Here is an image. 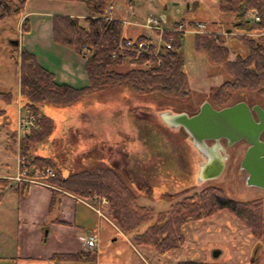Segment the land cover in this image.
Wrapping results in <instances>:
<instances>
[{
  "label": "rangeland",
  "instance_id": "374dc122",
  "mask_svg": "<svg viewBox=\"0 0 264 264\" xmlns=\"http://www.w3.org/2000/svg\"><path fill=\"white\" fill-rule=\"evenodd\" d=\"M112 1L116 7L121 3L127 4L133 17L142 21L132 23L145 28L151 35L154 33L152 40L156 45L164 43L162 35L153 28L141 25L147 22L148 17L161 19L162 26L167 28H175V24L185 23L187 31L182 39L181 52L185 58L190 94L185 99H179L161 93H140L127 83L111 86L73 104L58 106L43 104L41 112L53 118L54 127L44 141L32 145L31 152L49 155L59 165L63 156L65 165H74L73 171L82 170L96 163L112 166L129 183L138 203L153 207L159 214L169 213L178 201L209 185L223 188L228 196L237 200L264 198V188L248 185V173L241 169L242 159L249 147L248 142L241 140L230 145L227 139H222L221 143L229 154L223 173L218 178L198 182L197 171L204 157L184 128H172L160 116L162 111H185L190 115L195 114L206 100L217 107L213 100L214 93L223 82L232 79L222 64L214 62L206 53L196 50L197 30L203 33L219 31L226 34L227 46L231 50L230 57L234 59L246 49L244 43L236 36H259L264 33V29L253 31L248 26L247 29H238L237 21L232 14L220 13L217 0H159L161 12L154 11L148 16L147 6L139 3L146 0ZM80 7L86 9L79 1L29 0L23 10L26 14L24 18L21 11L0 21V93L12 91L17 97L15 131L20 114L29 113L23 108L20 77L12 57L13 50L19 48L14 42H20L27 32L22 26L23 20L29 17L26 10L68 8L79 11ZM109 10L112 12L113 5ZM249 15L253 16L251 12L247 14L248 18L251 17ZM190 21L201 23L203 26L199 25L200 29L191 27L188 24ZM87 52L89 53V49ZM128 68L129 65L118 67L120 70ZM243 100L251 106L260 104L264 107V97L259 92L251 90L233 93L230 101L223 107ZM4 109L5 105L0 102V118L3 120L0 124V172L15 175L20 150L19 146L16 152L10 148L12 116ZM23 135L24 133L19 135L17 132L18 140ZM64 168L67 172L63 170L69 173L70 169ZM28 191V187L25 186L24 193L27 194ZM13 194L15 197L10 196L9 202L19 200L17 192ZM104 213L106 214L105 210ZM1 214L3 212L0 211ZM5 221L4 224L9 223L14 228L17 224L10 218ZM154 222L155 218L143 223L136 232H144ZM118 228L125 233L119 226ZM183 230L186 242L166 253H161L150 245L136 243L134 233H125L129 234L131 246L123 242L128 240L119 237L117 241L109 240L108 248L112 245L116 253L124 259L128 256L134 264H178L182 260L264 264V245L227 209L200 220L189 221ZM217 250L220 251L219 255H215ZM12 256L8 250L0 251V264H17L25 261L24 257Z\"/></svg>",
  "mask_w": 264,
  "mask_h": 264
},
{
  "label": "trees",
  "instance_id": "16d2710c",
  "mask_svg": "<svg viewBox=\"0 0 264 264\" xmlns=\"http://www.w3.org/2000/svg\"><path fill=\"white\" fill-rule=\"evenodd\" d=\"M28 1L0 0V21L11 14H19L25 9ZM72 1L82 2L86 7L87 16L54 14L53 39L78 54H87L89 49L85 63L90 80L88 85L76 87L57 81L55 73L42 65L36 54L25 47H16L12 54L20 77L23 108L31 113H40L41 117L38 119V127L26 132L20 140L17 138V132L12 131L9 145L14 152L19 146L20 151L28 157L31 167H52L56 170V176L50 178V182L55 186L51 187V208L59 200L62 191L85 199H93L96 195L107 196L110 201L109 217L125 233H134L136 243L150 245L161 253L186 242L183 227L187 222L200 220L227 209L264 245V198L237 200L228 196L223 188L209 185L178 201L169 213L159 214L153 207L138 203L129 183L112 166L96 163L65 174L54 158L31 153L32 145L44 141L54 127L53 118L41 113L43 104H73L111 86L127 83L140 93H161L179 99H185L190 94L185 58L181 52L185 31H164L161 36L164 43L161 45L153 43L152 38L145 34L136 37L138 41L151 43V51L119 49L120 42L126 37L125 24L124 21L111 17L109 9L113 1ZM217 4L220 13L232 14L235 17L238 29H247L248 26L250 30L263 31L264 0H217ZM249 12L261 16L262 20L250 21L247 17ZM188 24L200 29L194 21ZM29 25L30 18L26 17L23 20V29L29 31ZM236 37L244 43L246 49L232 59L226 34L195 33L196 50L206 53L214 62L222 64L232 77L223 82L214 93L213 100L217 107H223L230 101L233 93L239 91H257L264 97V33L259 36ZM167 43L171 47H168ZM159 46V52L155 54ZM123 65H129L130 68L118 69ZM0 95L7 104L17 103V97L12 91H4ZM10 183L8 177H0V198ZM153 218L155 222L144 232H136L143 223ZM52 259L58 262L86 261L93 257L91 253L80 251L54 253ZM178 264L227 263L182 260Z\"/></svg>",
  "mask_w": 264,
  "mask_h": 264
},
{
  "label": "crops",
  "instance_id": "0c3cea01",
  "mask_svg": "<svg viewBox=\"0 0 264 264\" xmlns=\"http://www.w3.org/2000/svg\"><path fill=\"white\" fill-rule=\"evenodd\" d=\"M139 3L147 6V16L154 11L159 13L162 10L159 0H146ZM112 5L113 10L110 13L114 18L117 17L124 21L126 36L138 37L145 34L152 38L154 33L151 35L145 28L132 23L142 21L133 17L131 8L127 7V4L121 3L118 7L114 3ZM26 13L30 18V29L15 45L34 52L38 61L55 73L57 81L76 87L88 85L90 80L85 69L86 54H78L73 49L54 41L52 18L54 14L86 17L87 10L83 8L79 11L68 8H59L58 10L32 8L26 10ZM21 15L24 18L26 14L23 11ZM0 102L5 105L4 110L12 116L11 129L14 131L18 114L17 105L7 104L1 96ZM2 121L0 118V124ZM64 160L65 158L63 159L62 156L61 167L65 171L67 169L64 167L70 169L69 172L73 171L74 165H65ZM65 171L64 173L67 174ZM10 176L13 174L0 172V177ZM24 187L23 183L11 181L0 198V211L3 212L0 215V251H10L13 258L24 257L25 261L18 262L19 264H134L128 256L124 259L116 253L112 245L108 248V242L111 239L117 241L119 237L124 238L129 242H123L129 245L131 241L129 234L122 233L118 225L109 217L108 208L104 207L106 214L101 216L92 207V205L98 204L96 199H85L71 192L62 191L60 199L51 208V187L28 184L26 185L29 190L27 194L24 193ZM13 192H17L16 196H19V200L9 202L10 196H12L11 198L15 197ZM4 208L7 210H1ZM9 218L17 223L15 228L9 223H3ZM91 235L98 239L97 245L94 247L84 244V238ZM80 251L91 253L93 259L64 262L52 259L54 253Z\"/></svg>",
  "mask_w": 264,
  "mask_h": 264
},
{
  "label": "water",
  "instance_id": "95a60500",
  "mask_svg": "<svg viewBox=\"0 0 264 264\" xmlns=\"http://www.w3.org/2000/svg\"><path fill=\"white\" fill-rule=\"evenodd\" d=\"M19 41H15L18 44ZM257 117H256V116ZM161 118L172 128H184L204 160L199 165L197 181L205 182L221 176L229 154L221 140L228 144L245 140L249 143L241 162L248 173L247 184L264 188V107L246 101L222 108L204 101L198 112H160ZM213 141V143H209ZM220 251H215L219 255Z\"/></svg>",
  "mask_w": 264,
  "mask_h": 264
},
{
  "label": "built area",
  "instance_id": "2783aa9c",
  "mask_svg": "<svg viewBox=\"0 0 264 264\" xmlns=\"http://www.w3.org/2000/svg\"><path fill=\"white\" fill-rule=\"evenodd\" d=\"M250 21L256 22L261 21V16L257 14L249 15ZM202 25L201 23H197ZM143 27L153 28L159 31V34L162 35L164 31H187L184 23H180L177 27L167 28L162 26L161 20L153 19L148 17L146 23H141ZM203 26V25H202ZM199 32V30H197ZM160 35V36H161ZM152 44L144 41H138L136 37L126 36L125 40L121 41L119 44V49H130L135 51H151ZM168 47H171L169 43H167ZM155 51V54L159 52V47ZM21 113V112H20ZM41 117L40 113H23L20 114L17 121V132L19 135L22 133H26L33 128L38 127V119ZM20 137V136H19ZM22 137V136H21ZM20 137V138H21ZM20 150V149H19ZM56 176V170L52 167H31L29 165L28 157L19 151L17 156V173L13 176H10L9 179L12 182L23 183V184H38L49 187H55L51 182L50 178ZM93 199L98 201L97 205H92V207L98 212L99 215L105 216L104 207H110V201L107 196H95ZM84 244L88 247H94L97 245L98 239L94 235L89 236L88 238H84Z\"/></svg>",
  "mask_w": 264,
  "mask_h": 264
},
{
  "label": "flooded vegetation",
  "instance_id": "af4514ba",
  "mask_svg": "<svg viewBox=\"0 0 264 264\" xmlns=\"http://www.w3.org/2000/svg\"><path fill=\"white\" fill-rule=\"evenodd\" d=\"M256 116V115H255ZM257 117V116H256ZM263 135H264V133L262 134V138H263ZM228 141V140H227ZM245 141V140H244ZM249 144V143H248ZM247 150V149H246ZM246 152V151H245Z\"/></svg>",
  "mask_w": 264,
  "mask_h": 264
}]
</instances>
